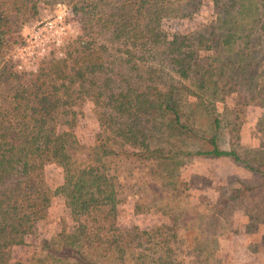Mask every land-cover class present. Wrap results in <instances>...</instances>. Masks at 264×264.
<instances>
[{
  "label": "trees",
  "instance_id": "1",
  "mask_svg": "<svg viewBox=\"0 0 264 264\" xmlns=\"http://www.w3.org/2000/svg\"><path fill=\"white\" fill-rule=\"evenodd\" d=\"M111 1L68 0L71 12L82 24L83 35L68 45L64 58L46 59L38 71L28 73L15 70L10 51L17 43L16 24L20 16L32 12L35 15L37 2L0 0V264H126L133 250L131 233H126L129 240L122 233L102 236L103 226H97L107 217L106 211L114 202L109 196L116 180L111 166L120 156L128 161L138 158L156 162L178 157L229 158L253 174L258 183L252 185L238 178L235 185L228 184L224 194L230 189L233 194L220 195L215 205L222 212L247 194L264 190V163L257 157L247 158L234 140L227 141L226 148L221 145L228 122L216 109L219 74H215L214 65V61H224L226 57L225 64L219 68L224 69L223 76L230 73L231 65L242 68L240 76L250 71L252 64L246 61H250L251 54L240 49L239 42L244 36L247 39L264 36V0H208L215 8V22L206 27L211 30L212 38H202L199 45L211 43L207 50L217 54L212 55V62L196 57L199 49L195 46L186 45L176 35L170 38L161 30L162 21L170 18L167 13L174 4L195 0H122L120 15L107 12ZM129 19L132 22L128 23ZM97 25L109 31L111 26H117L119 31L131 27L123 34L127 39L122 44L133 41L130 44L136 51L164 44L172 54L180 52L183 58L176 61L175 71L183 84L165 92L152 87L134 95L96 99L97 105H105L110 112L101 120L110 134L106 141H100V147H89L75 132L74 108L90 94L88 88L95 86L97 74L105 67L106 59L96 46L92 47L99 34L90 31ZM183 47L187 52H183ZM127 55L129 63L134 51ZM255 73L251 71L250 76ZM230 78L234 79V75ZM187 103L194 111L205 113L208 132L197 130L185 121L183 108ZM142 117L157 122L162 137L167 139L166 147L162 146L164 142L154 147L147 130L138 128ZM118 139L138 152H117ZM188 141L200 142L202 148L189 151L185 148ZM50 164L64 171L62 192L56 191L53 196H64L76 225L45 240L40 257L14 261V248L27 245L26 238L34 232L35 221L43 218L51 205V194L43 180L45 167ZM148 237L146 232H137L131 239L140 250L137 257V252L132 255L136 264H176L170 260L168 251L152 259Z\"/></svg>",
  "mask_w": 264,
  "mask_h": 264
},
{
  "label": "rangeland",
  "instance_id": "2",
  "mask_svg": "<svg viewBox=\"0 0 264 264\" xmlns=\"http://www.w3.org/2000/svg\"><path fill=\"white\" fill-rule=\"evenodd\" d=\"M36 2L35 15L33 12L24 14L16 24L17 43L12 46L10 58L18 72L33 73L46 59L64 58L68 45L83 35L82 24L71 12L68 0ZM122 3V0H112L107 12L120 15ZM214 12V5L208 0L174 4L167 13L170 18L162 21L161 30L170 38L176 35L179 40H185L186 45L195 46L199 49L196 57L212 62L214 53L207 50L211 43L202 46L199 41L212 38L211 30L206 27L212 26ZM130 22L131 19L128 20ZM23 23L26 24L22 26ZM130 28L123 27L119 31L117 26H111L109 31L97 25L92 29L94 31H90L99 34L95 36L96 43L92 47H97L106 63L102 72L97 74L95 86L88 88L90 94L85 95L84 101L74 108L77 113L75 132L86 146L100 147V141H106L110 134L101 121L110 112L105 105H97L96 99L108 100L111 95L119 97L128 93L134 95L152 87L165 92L174 87L178 89L183 84L175 71L178 68L176 61L183 58L180 52L172 54L164 44L136 51L130 44L133 41L122 44L124 38L127 39L123 34ZM244 37L239 47L251 54L250 61H246L252 64L250 71L240 76L242 68L231 65L230 73L223 76L224 69L219 68L225 64L226 57L224 61H214L215 74L220 76L215 96L216 109L228 122L221 145L226 148V142L234 140L247 158L257 157L264 163V36ZM131 50L134 57L128 63L127 54ZM182 50L187 52L185 47ZM251 71L256 72L255 75L250 76ZM190 73L194 72L191 70ZM233 75L234 79L230 78ZM188 106L187 103L183 108L185 121L197 130L208 132L205 113ZM138 128L147 130L154 147L162 142V146L166 147L167 139L162 137L156 121L142 117ZM117 142V152H138L121 139ZM185 148L200 150L202 143L188 141ZM115 161L111 174L116 180L109 191L114 202L106 211L107 217L102 218L105 216L103 213V220L97 225L103 226L102 236L122 233L129 240L137 232H146L152 259L168 251L170 260L176 264H264V190L247 194L223 212L215 209L220 195L224 194L228 184L235 185V179H244L252 185L258 183L249 171L229 158L178 157L156 162L138 158L128 161L120 156ZM43 180L51 194V205L44 217L35 221L34 232L26 238L27 245L14 248V261L40 257L45 240L55 238L64 228L72 230L76 225L64 196H53L56 191L62 192L65 183L63 169L56 164L47 165ZM232 194L230 189L223 196ZM126 233H131L129 239ZM131 239L133 250L126 264H136L135 257L140 252L138 246L134 247L135 240ZM134 252L137 253L132 257Z\"/></svg>",
  "mask_w": 264,
  "mask_h": 264
}]
</instances>
